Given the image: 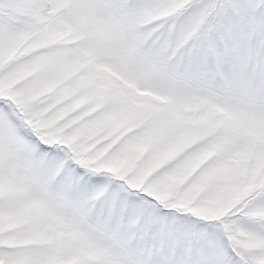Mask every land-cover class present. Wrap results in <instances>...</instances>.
<instances>
[{
    "label": "snow or ice",
    "instance_id": "snow-or-ice-1",
    "mask_svg": "<svg viewBox=\"0 0 264 264\" xmlns=\"http://www.w3.org/2000/svg\"><path fill=\"white\" fill-rule=\"evenodd\" d=\"M0 264H264V0H0Z\"/></svg>",
    "mask_w": 264,
    "mask_h": 264
}]
</instances>
